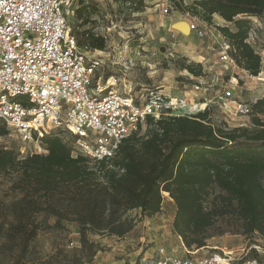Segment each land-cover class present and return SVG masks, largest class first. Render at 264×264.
Masks as SVG:
<instances>
[{
    "label": "trees",
    "instance_id": "trees-1",
    "mask_svg": "<svg viewBox=\"0 0 264 264\" xmlns=\"http://www.w3.org/2000/svg\"><path fill=\"white\" fill-rule=\"evenodd\" d=\"M171 1L181 8L179 1ZM137 5L136 10L141 9L143 0ZM84 8L90 9H75L78 16ZM189 10L208 22L217 14L232 24L219 27L233 48L231 55L240 68L258 72L259 55L246 41L253 24L244 17L260 19L264 36V0H194ZM256 31L259 38L260 28ZM85 42L104 48L101 36L85 33ZM258 44L264 47L260 38ZM186 68L201 74V69ZM263 107L264 99L255 104L257 110ZM145 125L143 133L139 125L111 157L102 159L74 154L73 145L56 131L40 139L43 153L19 157L15 149L0 147V172L16 174L12 188L22 191L10 205L16 221L11 230L22 241L20 254L39 230L62 229L66 222L77 224L84 247H91L89 234L123 237L133 228L127 214L135 209L141 214L159 212L163 193L174 200L173 226L188 247L204 245L203 233L218 215L235 214L246 234L264 233V126L257 118L250 127L225 128L213 124L207 109L147 117ZM215 187L227 196L212 197ZM48 218H53L52 224Z\"/></svg>",
    "mask_w": 264,
    "mask_h": 264
},
{
    "label": "built area",
    "instance_id": "built-area-1",
    "mask_svg": "<svg viewBox=\"0 0 264 264\" xmlns=\"http://www.w3.org/2000/svg\"><path fill=\"white\" fill-rule=\"evenodd\" d=\"M151 4L160 8L162 14L172 9L167 0H152ZM75 8V0H0V130L5 131L0 141L8 131L22 142H39L45 134L65 129L75 136L74 154L102 159L111 157L120 141L137 131L147 117L192 115L209 110L212 105L235 122L233 127H250L254 117L264 126V108L260 112L255 110V104L264 99V47L258 44L256 28L261 21L257 17H249L253 27L246 39L260 58L256 74L237 66L231 55L233 48L225 36L215 45L203 42L223 24L198 22L196 18L186 21L185 34L204 43L202 56L213 53L216 64H221L223 70L237 67L249 83L238 75L212 73L210 66L202 69V78L181 94L150 90L133 96L131 83L127 90L114 89L117 79L113 76L103 80V85L99 78L91 87L95 72L104 64L101 55L104 51L78 42L68 20ZM178 44L179 40H173L172 50ZM134 56L143 58L138 50ZM210 82L215 90L210 89ZM250 91L255 93L251 95ZM242 92L246 96H241ZM19 96H24L25 102L18 101ZM150 264L260 262L226 253L177 258L159 249Z\"/></svg>",
    "mask_w": 264,
    "mask_h": 264
},
{
    "label": "rangeland",
    "instance_id": "rangeland-1",
    "mask_svg": "<svg viewBox=\"0 0 264 264\" xmlns=\"http://www.w3.org/2000/svg\"><path fill=\"white\" fill-rule=\"evenodd\" d=\"M151 1L144 0V6L136 10L137 0H75V9L81 5L90 7L84 8L81 16H78L77 10L72 9L69 16V25L78 41L84 43L85 33L104 36V48L101 49L104 51L101 54L104 64L95 72L92 88L97 79L100 78L103 85V80L109 76L117 79L113 87L117 91L127 90L131 83L133 96L150 90H161L168 95L181 94L182 85L192 84L194 79L186 74L191 73L186 67L192 66L195 71H199L200 63L195 61L201 54L199 46H204L203 42L206 43L207 38L202 42L184 32H178V28L174 27L176 23L194 18L189 10L190 1L175 0L181 5V8H176L173 1L167 0L172 9L166 14H162L160 8L152 5ZM195 18L198 22H208L199 16ZM227 25L232 27L230 23ZM257 27L260 28V43L264 44L262 22ZM215 30H218L220 36L223 35L219 27ZM208 36L211 37L209 45L218 43L213 35ZM173 40H179V46L174 50L171 45ZM191 44L194 45L192 52H185ZM137 50L142 53L143 58L137 59L134 56ZM205 58L212 60L213 53ZM211 67L212 73L221 71L226 77L238 75L249 83L245 73L237 67L230 68L229 71L223 70L219 63ZM208 84L210 89L215 90L213 83ZM253 93L255 92H251V95ZM241 96H246L245 92ZM17 100L25 102L26 99L19 96ZM255 110L260 112L256 108ZM209 114L214 125H224L225 128L235 125L216 105L210 106ZM145 127L144 122L141 124V133ZM56 132L68 145H73V135L65 129ZM0 147L15 149L19 157L32 152H45L40 142H22L12 131L2 136ZM16 178V174L0 172V264H150L158 255L159 249L177 258H198L213 253H226L235 258H254L264 264V233H244L242 222L235 214L218 215L203 233V246H186L174 229L176 205L168 193H163L159 212L141 214L135 209L127 214V217L133 219V228L126 238L89 234L87 238L91 247H88L90 244L84 247L79 240L77 224L66 222L62 229L39 230L22 255L19 250L21 237L11 230L16 221L10 212V205L22 194L21 190L12 188ZM210 193L212 197H218V200L227 196L217 187ZM233 205H236L235 202ZM41 218L42 215L39 216ZM47 222L52 224L53 218H48ZM253 245L257 247L253 248Z\"/></svg>",
    "mask_w": 264,
    "mask_h": 264
},
{
    "label": "crops",
    "instance_id": "crops-1",
    "mask_svg": "<svg viewBox=\"0 0 264 264\" xmlns=\"http://www.w3.org/2000/svg\"><path fill=\"white\" fill-rule=\"evenodd\" d=\"M184 1V0H183ZM190 1V4H192L193 3V1L194 0H189ZM186 14H187V12H186ZM196 16H194V18H195ZM211 21H218V22H220L221 24H223V26H229V27H231L230 25H227L228 24V22H225L224 20H222V18L219 16V15H217V14H213L212 15V17H211ZM212 35H213V37H215V39H216V41L217 42H219L220 40H221V36H220V34H219V32H218V30H214V32L212 33ZM211 35V36H212ZM207 38V41H206V45H209L210 44V42H211V37L210 36H207L206 37ZM193 46L194 45H190V46H187V47H189V48H187V49H185V52L188 50V51H190V52H192V49H193ZM182 49L184 50V48H183V44H182ZM199 52L201 53L198 57H197V59H196V61L195 62H199L200 63V65H198L199 66V68H198V70H200L201 69V71H202V69L203 70H206L207 68H209L210 66H213V65H215L216 64V61H215V58H214V56H213V59L212 60H210V58H205V56H209V53L208 54H206L205 56H202V54H203V50H202V47H200L199 46ZM189 61V60H188ZM192 67V66H191ZM183 71H185V69L183 70ZM188 76H189V78H193L194 80H193V82H192V84L193 83H195L196 81H198V80H200L202 77H201V74H197V75H194V74H192V73H186ZM191 83H187V84H184V85H182L181 86V91L183 92L184 90H186L187 89V87H190V85H192ZM183 89V90H182ZM127 235V234H126ZM126 235L125 236H123V237H117V238H126Z\"/></svg>",
    "mask_w": 264,
    "mask_h": 264
},
{
    "label": "water",
    "instance_id": "water-1",
    "mask_svg": "<svg viewBox=\"0 0 264 264\" xmlns=\"http://www.w3.org/2000/svg\"><path fill=\"white\" fill-rule=\"evenodd\" d=\"M174 27L178 28V30H180L184 33H187V23L185 21L174 24Z\"/></svg>",
    "mask_w": 264,
    "mask_h": 264
}]
</instances>
